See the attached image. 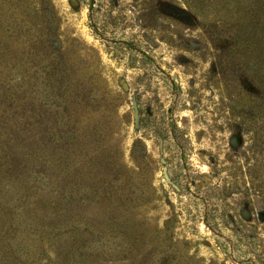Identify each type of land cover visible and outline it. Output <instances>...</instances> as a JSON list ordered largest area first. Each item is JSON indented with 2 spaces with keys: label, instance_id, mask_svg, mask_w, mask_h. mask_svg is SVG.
Wrapping results in <instances>:
<instances>
[{
  "label": "rangeland",
  "instance_id": "rangeland-1",
  "mask_svg": "<svg viewBox=\"0 0 264 264\" xmlns=\"http://www.w3.org/2000/svg\"><path fill=\"white\" fill-rule=\"evenodd\" d=\"M0 264H264V0H0Z\"/></svg>",
  "mask_w": 264,
  "mask_h": 264
}]
</instances>
